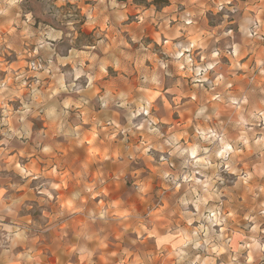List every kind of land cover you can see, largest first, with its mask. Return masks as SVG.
Returning a JSON list of instances; mask_svg holds the SVG:
<instances>
[{"label":"clouds","instance_id":"1","mask_svg":"<svg viewBox=\"0 0 264 264\" xmlns=\"http://www.w3.org/2000/svg\"><path fill=\"white\" fill-rule=\"evenodd\" d=\"M0 70V264H264V0H0Z\"/></svg>","mask_w":264,"mask_h":264},{"label":"rangeland","instance_id":"2","mask_svg":"<svg viewBox=\"0 0 264 264\" xmlns=\"http://www.w3.org/2000/svg\"><path fill=\"white\" fill-rule=\"evenodd\" d=\"M134 14V13H133ZM133 28L135 27L134 25L132 26ZM92 31H94L93 28H87L83 30V34H90ZM148 38L150 40H154L156 38V32H158V29H154L153 27H150L146 30ZM254 62V61H253ZM2 71V70H0ZM109 71H112V69L110 68ZM177 78H182L185 80H188V84L187 87H191V83L189 78L186 77H180L178 76ZM102 87H106L107 84H102ZM158 105L160 104V101L156 102ZM155 112H159L160 111V107H156L154 108ZM165 111H168L167 107H165ZM169 119L176 123V124H181L182 122L186 121L188 119L187 114L181 116L179 113H173L171 114V116L169 117ZM167 126V125H166ZM45 127H47V125H45ZM143 139V137H138L136 138V142L138 143L139 140ZM92 144V138H89V145ZM62 154L65 158L69 159V164L66 167H71L74 166L76 163H78L81 159H83V153H79L76 150H72V149H62ZM92 154V149L91 147L89 148V155ZM97 155H100L99 153H97ZM33 161H35V157L32 158ZM38 167H40L41 169H43L44 167H46V164L43 160L40 161ZM109 168L112 170L110 171V175L114 174V169L115 166L113 165H109ZM93 169H94V165H93ZM147 170L149 172L153 171V168L151 165L147 166ZM67 175L68 173H65L64 177H59L58 179L63 181V189L61 191V195H60V200L63 201L64 200V193L69 192L72 190L73 187V183L71 181L67 180ZM97 173L95 172V170L92 171L91 173V178L95 179ZM131 186V181H129V184L127 186H122L120 184H109L108 188L105 190V195L107 198H111V199H116L118 197H120L124 191L126 190V187H130ZM23 194V193H22ZM29 196H31L33 198V202L38 203L39 201L36 197L35 193H29ZM100 198L99 197H95L93 198V201L91 202L92 204H95L97 201H99ZM85 204H89V201H84ZM140 206L143 207L144 206V202L140 201L139 202ZM63 207H65L69 213L72 212L73 209V205L69 202V203H65L62 205ZM101 207H103V203L101 202L100 204ZM54 209L49 208L48 211L44 212L43 218L44 220L47 221V223L49 225H56L58 227L55 228V230L53 232L49 233V236H56L58 235L60 232H64V231H71L73 233L78 232L80 229H86L88 227V221L84 218V216L81 215H74L72 218H70L69 216H55L53 215ZM37 215H41L40 213H37ZM31 219V218H29ZM111 240L116 241V246L113 245H109L108 248L102 249L105 252H110L113 250H116V247H123L122 244H120V240H121V236H120V232H119V228L118 227H113L112 229V235L109 237ZM150 241H145V245L149 244ZM47 250V249H45ZM169 251H171V249L169 248ZM64 259H67V256L64 255ZM52 261L54 264H61V253L57 252L55 256H52ZM98 264H105V260L104 257H99L98 258ZM156 264H173V258L172 257H168L166 260L157 256V260H156Z\"/></svg>","mask_w":264,"mask_h":264},{"label":"crops","instance_id":"3","mask_svg":"<svg viewBox=\"0 0 264 264\" xmlns=\"http://www.w3.org/2000/svg\"><path fill=\"white\" fill-rule=\"evenodd\" d=\"M55 255H56V253H55L53 256H55ZM46 264H54V263H53V261L51 260V261H47Z\"/></svg>","mask_w":264,"mask_h":264},{"label":"trees","instance_id":"4","mask_svg":"<svg viewBox=\"0 0 264 264\" xmlns=\"http://www.w3.org/2000/svg\"><path fill=\"white\" fill-rule=\"evenodd\" d=\"M156 2L159 4L161 2H166V0H156Z\"/></svg>","mask_w":264,"mask_h":264}]
</instances>
